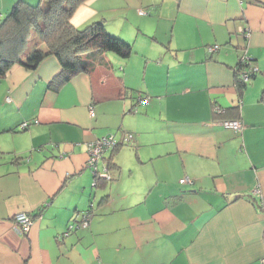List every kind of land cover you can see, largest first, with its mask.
Wrapping results in <instances>:
<instances>
[{
    "label": "crops",
    "instance_id": "obj_1",
    "mask_svg": "<svg viewBox=\"0 0 264 264\" xmlns=\"http://www.w3.org/2000/svg\"><path fill=\"white\" fill-rule=\"evenodd\" d=\"M95 20L129 57L81 52L91 69L59 87L56 54L0 78V264H264V0H82L70 18ZM245 49L258 71L240 87ZM108 133L133 138L95 186L89 143Z\"/></svg>",
    "mask_w": 264,
    "mask_h": 264
},
{
    "label": "trees",
    "instance_id": "obj_2",
    "mask_svg": "<svg viewBox=\"0 0 264 264\" xmlns=\"http://www.w3.org/2000/svg\"><path fill=\"white\" fill-rule=\"evenodd\" d=\"M43 1L44 4L40 5L17 0L9 14L0 22V78L15 63L35 68L45 57L56 54L61 61L62 71L53 79L52 85L59 87L72 74L91 69L82 60L81 52L112 51L122 57H129L133 52L132 44L110 33L101 20L92 21L83 27H76L71 23L70 18L82 0ZM64 49L70 52L63 53ZM240 75L239 72V85L242 87L246 83ZM121 140L111 148L115 149L124 143ZM104 165L111 178L106 179L93 173L95 186L101 180L107 182L113 179L109 165ZM90 206H93L92 202Z\"/></svg>",
    "mask_w": 264,
    "mask_h": 264
},
{
    "label": "built area",
    "instance_id": "obj_3",
    "mask_svg": "<svg viewBox=\"0 0 264 264\" xmlns=\"http://www.w3.org/2000/svg\"><path fill=\"white\" fill-rule=\"evenodd\" d=\"M218 47V45H211L209 46L210 50H214ZM240 73H241V79L244 82H248L252 76L258 71L257 66H251V58L247 54V50L245 49L240 57ZM90 113L93 116L95 114L94 108L92 105H90ZM33 121L25 120L21 122L20 128H25L30 125V123ZM34 122H38V120H34ZM222 124L226 127H230L234 129L235 131H241L243 123L239 119H225L222 121ZM133 138V135L131 133H127L123 137V142L128 143ZM117 138L114 133H108L106 135H103L96 140L89 143L88 148V157L86 161V165L89 166L93 173L97 176L104 177L106 179L111 178V174L108 171V168L106 165L103 164V166L100 168V163L103 159V153L108 149L113 147L117 143ZM180 182H192V179L190 177H182L180 179ZM95 184V182H93ZM92 211L87 210L85 211L84 218L79 222H71L68 225L67 230L65 231V235L68 234L70 231L78 228V227H87L90 222ZM13 219L15 221L17 229L21 233H28L35 222V217L30 215L27 211L21 210L17 211L13 215ZM264 262V260H263Z\"/></svg>",
    "mask_w": 264,
    "mask_h": 264
}]
</instances>
